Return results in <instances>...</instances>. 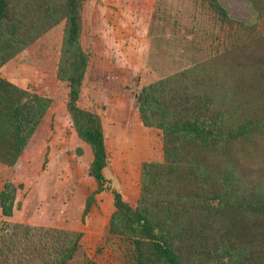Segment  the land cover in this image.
Segmentation results:
<instances>
[{"label": "trees", "instance_id": "1", "mask_svg": "<svg viewBox=\"0 0 264 264\" xmlns=\"http://www.w3.org/2000/svg\"><path fill=\"white\" fill-rule=\"evenodd\" d=\"M246 1L258 23L200 0L214 25L201 57L133 94L140 123L160 130L162 151L140 162L133 205L111 189L106 230L130 242L133 264H264V0ZM82 2L0 0V66L61 22L54 78L67 88L64 111L89 146L95 183L84 215L104 188L107 157L99 115L77 103L89 55L80 42ZM50 101L0 75L1 163L17 160ZM3 184L0 210L9 214L14 188ZM75 248L66 236L54 260L63 264Z\"/></svg>", "mask_w": 264, "mask_h": 264}, {"label": "rangeland", "instance_id": "2", "mask_svg": "<svg viewBox=\"0 0 264 264\" xmlns=\"http://www.w3.org/2000/svg\"><path fill=\"white\" fill-rule=\"evenodd\" d=\"M218 1L231 17L259 22L248 1ZM61 25L0 66L1 76L51 99L17 160L0 162V189L14 188L10 213L0 210V264H60L53 257L66 236L76 248L63 264H133L130 242L106 230L111 189L133 205L140 162L162 153L160 130L140 123L133 94L201 57L214 25L200 0H83L80 42L89 55L77 103L99 115L107 157L104 188L84 215L95 183L89 146L64 111L67 88L54 78Z\"/></svg>", "mask_w": 264, "mask_h": 264}, {"label": "water", "instance_id": "3", "mask_svg": "<svg viewBox=\"0 0 264 264\" xmlns=\"http://www.w3.org/2000/svg\"><path fill=\"white\" fill-rule=\"evenodd\" d=\"M76 151L78 152V149Z\"/></svg>", "mask_w": 264, "mask_h": 264}]
</instances>
